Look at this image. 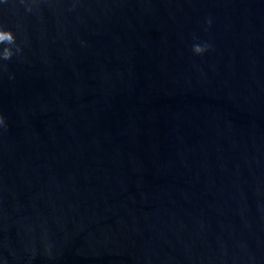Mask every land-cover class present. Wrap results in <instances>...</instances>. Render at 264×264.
I'll return each mask as SVG.
<instances>
[{
	"label": "water",
	"instance_id": "water-1",
	"mask_svg": "<svg viewBox=\"0 0 264 264\" xmlns=\"http://www.w3.org/2000/svg\"><path fill=\"white\" fill-rule=\"evenodd\" d=\"M0 27V264H264V0H0Z\"/></svg>",
	"mask_w": 264,
	"mask_h": 264
},
{
	"label": "clouds",
	"instance_id": "clouds-1",
	"mask_svg": "<svg viewBox=\"0 0 264 264\" xmlns=\"http://www.w3.org/2000/svg\"><path fill=\"white\" fill-rule=\"evenodd\" d=\"M14 40L15 37L10 29L0 27V43L3 44V47H0V59H8L12 55V49L9 44ZM206 47L207 45L199 43H192L191 45L194 53H201ZM0 126H4V116L2 114H0Z\"/></svg>",
	"mask_w": 264,
	"mask_h": 264
}]
</instances>
